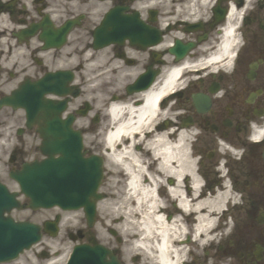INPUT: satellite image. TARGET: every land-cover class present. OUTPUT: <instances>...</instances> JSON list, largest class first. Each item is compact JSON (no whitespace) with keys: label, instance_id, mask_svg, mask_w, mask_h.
<instances>
[{"label":"flooded vegetation","instance_id":"af4514ba","mask_svg":"<svg viewBox=\"0 0 264 264\" xmlns=\"http://www.w3.org/2000/svg\"><path fill=\"white\" fill-rule=\"evenodd\" d=\"M114 7L149 26L150 45L142 49L124 39L103 53L78 56L77 43L88 39L83 46L92 48L96 23ZM68 20L78 24L64 46L45 49L43 30ZM226 26L233 31L224 47ZM174 42L194 45L176 63L183 66L140 133L150 149L133 146L139 163L124 171L108 163L105 147L89 146V154L104 160V200L120 206L119 228H106L105 242L114 244L120 264H156L132 244L146 232L152 255L158 235H170L171 264H264V0H0V98L48 71L70 70L78 84L87 63L125 77L149 68L153 86L162 87L175 65ZM108 97L142 103L125 86ZM108 105L101 115L105 128ZM91 116L92 123L101 119L93 109ZM8 121L13 110L3 107L0 123ZM178 141L181 154L166 158L164 143ZM132 177L137 192L128 185Z\"/></svg>","mask_w":264,"mask_h":264},{"label":"water","instance_id":"95a60500","mask_svg":"<svg viewBox=\"0 0 264 264\" xmlns=\"http://www.w3.org/2000/svg\"><path fill=\"white\" fill-rule=\"evenodd\" d=\"M49 78H46L45 81H48ZM48 92V90H30V98L28 104L25 105V109L27 111V117L29 120H32L36 116H39L43 120V124L39 130L40 136L42 137V145L40 147V151L46 155H53L54 153H59L60 158L57 161L46 162L45 168L47 167V172L53 180H56V193L59 195L57 197H61V201L69 202V205H74L77 203V199L81 193H85L88 191V188L92 187L88 177L86 176V170L84 167H81L82 170L75 171L78 172V176L70 177L68 182L63 181V177H61L65 171H69L67 165L74 158L76 161L81 162L77 156L80 155V144L78 132H72L70 129V120H61L59 115L63 111L65 107V101L53 102L52 100H44L42 98L43 93ZM53 92L57 94H65V89L56 88ZM23 95H26V92L18 91L17 97L22 101ZM52 162V164H51ZM49 164L54 167H48ZM32 166V165H30ZM25 169V168H24ZM38 169V165L30 167L19 176L18 174H13L15 180L21 181V188L23 190L34 189V187H39V185H32L30 188L29 184L24 182L23 178L29 172L36 170L32 175L35 176H43L46 171ZM54 170H57L54 175ZM85 170V171H84ZM74 172V171H72ZM61 174V175H60ZM34 177H31L33 180ZM70 187L75 188V191H70ZM0 207L8 205L9 201L6 197L4 191L0 188ZM36 191L35 189L33 190ZM39 196L38 193H34ZM73 195V196H72ZM11 198V197H10ZM77 198V199H76ZM31 208H37V205H33L30 203ZM89 207V205H87ZM17 227V225L13 228L8 226L7 222L0 220V229L4 232L10 230L12 233L9 235H3L0 232V260L6 259L16 254L21 247L26 246L27 244L33 242L39 232L38 228L30 225L28 230L23 228L22 226ZM53 229V228H52ZM89 251V252H88ZM93 253V256H91ZM81 254V255H80ZM80 255V256H78ZM91 256V257H90ZM101 257V252L97 250V248H92V250L87 247H77L74 255L70 258L68 264H99V260Z\"/></svg>","mask_w":264,"mask_h":264},{"label":"bare ground","instance_id":"6f19581e","mask_svg":"<svg viewBox=\"0 0 264 264\" xmlns=\"http://www.w3.org/2000/svg\"><path fill=\"white\" fill-rule=\"evenodd\" d=\"M226 32V36L229 37V28L224 29ZM229 39V38H228ZM226 40V39H225ZM223 41V46H226V41ZM178 69L172 70L168 76L165 78L163 84L164 87H166L171 80H175L177 76ZM156 93H159L156 92ZM156 93L153 92L152 89L149 91L143 93L140 95L143 104L141 107L134 108V107H127L123 108L121 106L115 105L110 107V115H111V121L113 123V128L110 129V131L107 134L106 137V144L108 147L113 148L108 155L110 160L113 162L120 164L122 166V169L124 171H130V169H133V167H130V165H135L139 163V160L136 158V156L133 154V152L130 150L131 146H127L124 148L114 149V145H118L119 139L121 135L129 134L130 132L136 131L140 128L141 125L145 124V122H149L152 112H153V106H154V99L156 96ZM126 109V110H124ZM146 146L150 149L151 142L147 141ZM181 145L170 147V145L165 144L163 145V154L166 158L173 157L177 154L178 150L181 151ZM181 154V153H180ZM130 186V189L133 191H139V186L137 185V182L134 177L130 179V182L128 184ZM142 192H148L144 191L142 189ZM147 195V194H144ZM140 201V199H138ZM149 201V200H148ZM208 224V222H206ZM143 226L145 230H149L150 228V220L149 218L146 221H143ZM146 235H140L136 237L135 240L132 241V244H134L136 247H140L142 249H145V251L148 253L150 258L152 260L156 261V264H171L168 259V240L170 239V235L162 234L160 233L158 236H160V239L157 243V254L152 255L150 252V247L146 242H144V238H147L149 240L150 233L146 232ZM61 259V258H60Z\"/></svg>","mask_w":264,"mask_h":264},{"label":"rangeland","instance_id":"374dc122","mask_svg":"<svg viewBox=\"0 0 264 264\" xmlns=\"http://www.w3.org/2000/svg\"><path fill=\"white\" fill-rule=\"evenodd\" d=\"M78 126H84V124L82 123V122H80V123H78L77 124ZM86 140H87V138H86V135L84 136V142H85V144H86ZM28 142L30 143V144H32V143H34V144H36L37 143V140L35 139V140H31L30 138L28 139ZM5 181H7L8 182V184L12 187V188H14V186L15 185H13V183H11V182H9V180L7 179V180H5ZM101 211H103V209H101ZM101 211H99L100 212V214L102 213L103 214V212H101ZM13 216L15 217V218H18V219H24V218H30L31 220H35V221H37V220H39L40 219V216H39V214H37V213H30V212H22V213H20V212H13ZM72 217H74L75 219H78L79 217H80V213L79 212H76V214H74V215H71ZM97 235L98 236H100V234L99 233H97ZM61 236H62V234H60V236L57 238V240H59L60 238H61ZM71 243L70 242H68V241H65L64 240V243H60L59 245H57L56 247L59 249V250H63V252H64V250L65 251H67L70 247H71Z\"/></svg>","mask_w":264,"mask_h":264}]
</instances>
